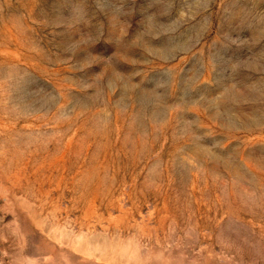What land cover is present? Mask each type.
I'll list each match as a JSON object with an SVG mask.
<instances>
[{
    "label": "rangeland",
    "instance_id": "obj_1",
    "mask_svg": "<svg viewBox=\"0 0 264 264\" xmlns=\"http://www.w3.org/2000/svg\"><path fill=\"white\" fill-rule=\"evenodd\" d=\"M0 264H264V0H0Z\"/></svg>",
    "mask_w": 264,
    "mask_h": 264
}]
</instances>
